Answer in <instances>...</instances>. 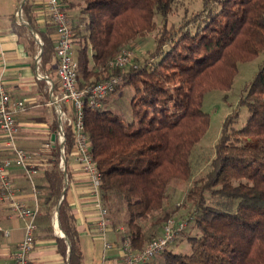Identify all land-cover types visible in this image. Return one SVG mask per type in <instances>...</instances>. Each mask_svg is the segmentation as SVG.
I'll use <instances>...</instances> for the list:
<instances>
[{"label":"trees","instance_id":"1","mask_svg":"<svg viewBox=\"0 0 264 264\" xmlns=\"http://www.w3.org/2000/svg\"><path fill=\"white\" fill-rule=\"evenodd\" d=\"M79 1L78 17L72 21L74 44L83 60L79 86L117 77L120 84L114 92L127 85L136 93L132 122L106 109L105 100L99 109H86L85 125L102 180L103 205L126 213L125 241L140 251L159 237L179 210L158 217L150 235L141 225L163 211L173 180L191 177L193 149L209 127L203 96L212 90H229L239 63L264 52V0H202L203 10L178 28L168 26L175 0ZM63 2L68 13L76 8L74 0ZM22 8L43 42L39 70L52 77L58 64L56 40L38 28L32 0ZM156 17L163 25L144 64L134 63L127 71L111 67L110 62L138 37L155 31ZM14 19L12 27L27 33ZM28 41L37 52L32 35ZM240 104L248 109L249 119L238 129L237 112L226 118L209 171L187 193L198 230L188 238L191 252L168 249L161 255L162 264H264V66L246 87ZM57 131L55 121L53 132ZM74 145V133L66 128V160L73 155ZM61 156L56 141L50 155L52 168L43 174L41 196L49 220L65 188ZM59 222L71 245L70 264H83L80 235L66 197ZM109 228L118 227L112 221ZM68 247L58 239L64 257Z\"/></svg>","mask_w":264,"mask_h":264},{"label":"crops","instance_id":"2","mask_svg":"<svg viewBox=\"0 0 264 264\" xmlns=\"http://www.w3.org/2000/svg\"><path fill=\"white\" fill-rule=\"evenodd\" d=\"M32 2L38 28L57 40L56 29L48 16L47 0H32ZM21 3L22 0H0V81L13 100L24 101L27 105L26 111L16 117L19 130L17 143L33 155L32 162L37 167V173L29 178L22 168L13 167L10 176L20 201L30 207L36 202L40 204L35 247L30 255L31 264H70L69 247L67 257L61 255L58 250V239L65 240V238L62 235L61 225H57L54 217L56 209L49 220L46 207L41 203L45 187L43 174L52 166L50 155L55 142L58 141L53 126L55 121L59 125V116L52 104L49 84L46 80L37 77L38 74L45 75L37 67L36 61V58L41 56L40 44L33 37L37 52L30 49L28 41L30 37L27 36H31L32 33L26 26L29 23L24 16L23 8L22 23L16 16ZM12 17H15L17 25L27 28L28 32L21 34L20 31L15 30L12 27ZM39 39L42 42L40 36ZM41 81L46 84L43 85ZM0 143L2 144L0 157L11 156L10 151L4 146V136L1 132ZM34 153H40L41 156L37 157ZM65 169L67 177L65 197L80 235L83 264L121 262L125 243L122 230L109 228L106 241L99 236L96 197L92 192L89 177L82 171L74 155L68 160L65 158ZM24 234V220L12 211L7 201L0 202V264H14L15 253ZM65 242L67 243L66 240ZM154 262L152 261V264Z\"/></svg>","mask_w":264,"mask_h":264},{"label":"built area","instance_id":"3","mask_svg":"<svg viewBox=\"0 0 264 264\" xmlns=\"http://www.w3.org/2000/svg\"><path fill=\"white\" fill-rule=\"evenodd\" d=\"M64 0H47V12L50 22L56 29V58L58 90L56 84L47 75L38 74L40 80H46L50 86L52 104L59 116L58 140L61 150L66 143V128H71L75 136L73 155L82 171L89 177L92 192L96 197L95 207L98 211L97 229L99 236L106 241L109 231V211L103 205L100 188L101 176L97 163L93 158L85 125V111L88 108L99 109L104 101L113 93L120 84L117 77L104 82L80 87L78 76L79 62L74 57L75 31L72 20L66 10ZM22 23V10L16 13ZM132 53L123 51L117 58L110 62L113 68H124L130 65ZM37 67L40 65L39 56L36 58ZM27 105L24 101L13 100L3 83L0 81V132L4 136V146L10 151L11 156L0 157V202L7 201L10 208L25 222V234L20 242L14 257V264H31L30 255L35 247L37 232V218L40 213V204L32 207L17 198L16 188L11 180L10 171L13 167L22 168L29 178L36 173V165L32 162L33 155L17 143L18 128L16 117L24 113ZM2 144L0 143V151ZM188 221L168 220L165 223L162 235L152 240L142 250L132 248L130 241H125L124 256L121 262L111 264H147L166 252L176 236L184 231ZM109 247V244L106 243Z\"/></svg>","mask_w":264,"mask_h":264},{"label":"rangeland","instance_id":"4","mask_svg":"<svg viewBox=\"0 0 264 264\" xmlns=\"http://www.w3.org/2000/svg\"><path fill=\"white\" fill-rule=\"evenodd\" d=\"M80 3L81 1L74 0L75 7ZM79 10L80 9L76 7L69 11L68 14L72 21L78 17ZM202 10V0H175L172 12L168 18V26L175 25L178 28ZM155 22L157 25L155 31L138 37L135 42L131 43L130 47L123 50H129L132 53L131 63L125 67L124 70L127 71L134 63L140 65L144 64L149 54L155 50V41L162 28L163 20L160 17H156ZM27 37L29 38L31 36ZM74 56L81 68L83 60L77 44H75ZM91 59L92 57L89 56L90 61ZM263 66L264 52L251 61L239 63L238 72L229 90H212L203 96L202 109L209 116V127L201 141L197 143L193 149L191 156V177L187 180H173L169 186L168 200L165 201L163 211L155 214L153 218L141 222L144 230L150 235L152 231L155 230L152 223L158 217L163 216L167 211L179 208L171 219L176 221L186 220L188 221V225L184 231L176 236L169 248L170 250L180 253L191 252V243L188 238L198 234V230L192 220L194 207L191 203L187 202V193L194 182L204 177L209 171L210 163L215 156V146L221 137L223 124L226 118L237 112L239 118L235 127L238 129H241L249 119V111L246 106L240 104V101L244 96L246 87L254 80ZM51 79H53L57 86L58 79L55 69L52 72ZM135 96L136 93L133 87L127 85L123 86L108 96L104 103L105 108L110 110L113 114L121 116L127 122H132L134 120L133 103ZM55 134L58 135V131L55 132ZM34 155H37V157L41 156L40 153H34ZM50 168H52V166ZM107 207L109 210L110 222L114 221L118 227L116 229H121L122 236H124V233L128 232L126 213L124 211H119L116 207L112 210L109 206ZM54 217L56 218V214ZM160 235H162V230L159 236ZM161 255L152 260L153 262L155 261L153 264H162Z\"/></svg>","mask_w":264,"mask_h":264},{"label":"water","instance_id":"5","mask_svg":"<svg viewBox=\"0 0 264 264\" xmlns=\"http://www.w3.org/2000/svg\"><path fill=\"white\" fill-rule=\"evenodd\" d=\"M26 0H22V3H21V6H20V10H22V7L23 5L25 4ZM26 26L29 28V30L31 31L33 37L38 40V42L40 43V48H41V54L43 53V43L40 41L39 39V36L38 34L32 29V27L29 25V24H26ZM41 59V56L39 57ZM54 139H55V136H54ZM62 160H61V169L63 170V172L65 173V179L67 178L66 177V169H65V157H64V147L62 148ZM65 194H66V188H64L63 192H62V197H61V200L56 208V222H57V225L59 226L60 223H59V208H60V205L65 197ZM62 229V228H61ZM63 231V230H62ZM62 235L63 237L65 238V240L67 241V243L69 244V251H71V245H70V242L66 236V234L64 233V231L62 232ZM69 259H70V256H69Z\"/></svg>","mask_w":264,"mask_h":264},{"label":"bare ground","instance_id":"6","mask_svg":"<svg viewBox=\"0 0 264 264\" xmlns=\"http://www.w3.org/2000/svg\"><path fill=\"white\" fill-rule=\"evenodd\" d=\"M57 227V226H56ZM59 228V227H58Z\"/></svg>","mask_w":264,"mask_h":264}]
</instances>
